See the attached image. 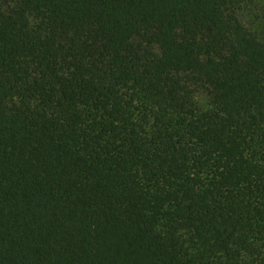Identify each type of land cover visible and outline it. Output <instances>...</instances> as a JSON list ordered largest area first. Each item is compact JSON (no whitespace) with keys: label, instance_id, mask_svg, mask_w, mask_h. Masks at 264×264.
Wrapping results in <instances>:
<instances>
[{"label":"trees","instance_id":"obj_1","mask_svg":"<svg viewBox=\"0 0 264 264\" xmlns=\"http://www.w3.org/2000/svg\"><path fill=\"white\" fill-rule=\"evenodd\" d=\"M0 264H264V0H0Z\"/></svg>","mask_w":264,"mask_h":264}]
</instances>
